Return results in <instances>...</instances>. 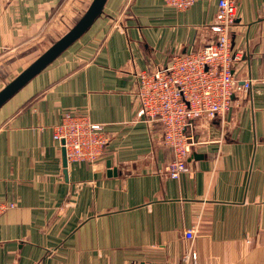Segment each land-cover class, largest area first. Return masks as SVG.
Wrapping results in <instances>:
<instances>
[{
  "label": "crops",
  "instance_id": "crops-1",
  "mask_svg": "<svg viewBox=\"0 0 264 264\" xmlns=\"http://www.w3.org/2000/svg\"><path fill=\"white\" fill-rule=\"evenodd\" d=\"M92 0H0V90ZM218 0H106L87 31L0 107V264H264V0H239L229 109L195 121L188 171L157 121L138 116L137 74L215 39ZM41 55V54H40ZM66 112L104 125L96 161L63 164ZM193 229L194 237L185 231Z\"/></svg>",
  "mask_w": 264,
  "mask_h": 264
},
{
  "label": "built area",
  "instance_id": "built-area-1",
  "mask_svg": "<svg viewBox=\"0 0 264 264\" xmlns=\"http://www.w3.org/2000/svg\"><path fill=\"white\" fill-rule=\"evenodd\" d=\"M164 1L185 10L197 0ZM238 13L239 0H218L215 21L210 25L214 40L197 50L173 55L164 66L137 74L138 116L161 123L163 141L174 154L168 165L172 178L188 171V158L202 143L195 121L225 113L235 95L251 88L252 79L241 80L234 72V64L242 57L233 50L231 37ZM53 137L65 148L68 162L96 161L108 143L104 125L82 112H66L55 126ZM14 205L0 202V214ZM185 236L193 238V229H187ZM181 264H199L197 253L186 251Z\"/></svg>",
  "mask_w": 264,
  "mask_h": 264
},
{
  "label": "water",
  "instance_id": "water-1",
  "mask_svg": "<svg viewBox=\"0 0 264 264\" xmlns=\"http://www.w3.org/2000/svg\"><path fill=\"white\" fill-rule=\"evenodd\" d=\"M106 0H92L82 17L57 41L41 53L27 68L21 71L14 79L0 90V107L16 92L25 86L32 78L52 63L62 52L78 40L102 13ZM63 164L66 167L68 160L66 150L62 147Z\"/></svg>",
  "mask_w": 264,
  "mask_h": 264
},
{
  "label": "rangeland",
  "instance_id": "rangeland-1",
  "mask_svg": "<svg viewBox=\"0 0 264 264\" xmlns=\"http://www.w3.org/2000/svg\"><path fill=\"white\" fill-rule=\"evenodd\" d=\"M49 46H50V45H48V47H49ZM42 52H44V50H43V51H41V52H40V54H41ZM40 54H39V55H40Z\"/></svg>",
  "mask_w": 264,
  "mask_h": 264
}]
</instances>
